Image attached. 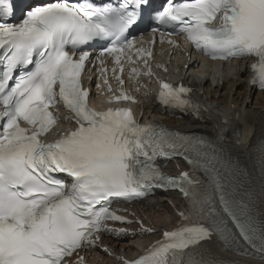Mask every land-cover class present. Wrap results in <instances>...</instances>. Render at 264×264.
<instances>
[{"label": "snow or ice", "instance_id": "6c2138e0", "mask_svg": "<svg viewBox=\"0 0 264 264\" xmlns=\"http://www.w3.org/2000/svg\"><path fill=\"white\" fill-rule=\"evenodd\" d=\"M151 5L152 0H45L15 21L12 0H0V264H87L81 254L97 248L120 264H180L171 258L173 250L187 247L185 235L193 232L183 225L162 231L132 261L103 243L105 235L155 232L142 220L119 215L113 199L132 202L157 191H177L187 199L188 187L199 181L189 172H165L178 158L214 183L229 211L227 165L203 151L209 147L205 137L141 124L127 107H89L83 75L91 72L89 65L96 67L109 93L106 63L120 86L125 64L130 81L150 77L153 52L137 47L133 34L147 14L153 35L182 37L213 61L252 60L248 87L264 92V0H165L148 11ZM159 89L162 106L202 117L192 88L161 80ZM121 101L135 98L121 87L108 102ZM61 109L72 127L49 140ZM215 214L210 206L208 215ZM131 223L138 226L135 232L127 227ZM209 224L196 231L206 236L214 230L229 239L223 221Z\"/></svg>", "mask_w": 264, "mask_h": 264}, {"label": "bare ground", "instance_id": "6f19581e", "mask_svg": "<svg viewBox=\"0 0 264 264\" xmlns=\"http://www.w3.org/2000/svg\"><path fill=\"white\" fill-rule=\"evenodd\" d=\"M158 51L163 52V59L157 55L156 61L167 63L171 70L178 69L176 78H181L201 91L198 98L206 108V119L199 122L192 118H165L152 104V100L147 95L143 96L144 90L139 92L140 104L136 106L137 112L141 114V118L151 116L183 132H202L217 138L218 146L241 164L254 183L255 206L264 224V166H259L257 158L264 136V92H259L254 87L249 89V72L243 62L235 65L232 71L228 70V66L222 65L221 70L213 72V69H208L206 65L198 66L197 57L191 53L186 55L188 51L185 49L181 55H169L168 50L164 48H158ZM222 129L227 131L221 133V139L218 131ZM167 169L177 173L184 167L176 161L168 164ZM169 203L178 211L183 210L181 202L173 193H156L135 204L133 209L135 214L154 228H171L178 223L179 217L168 206ZM159 236L137 234L117 239L105 235L103 243L114 249L117 256L131 258L140 252L141 244L148 245ZM208 250L213 255L222 254L221 248L216 244H210ZM85 257L87 264H120L118 260L98 249L86 252Z\"/></svg>", "mask_w": 264, "mask_h": 264}]
</instances>
